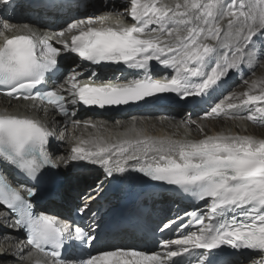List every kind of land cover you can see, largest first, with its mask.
Masks as SVG:
<instances>
[{
  "label": "snow or ice",
  "instance_id": "6c2138e0",
  "mask_svg": "<svg viewBox=\"0 0 264 264\" xmlns=\"http://www.w3.org/2000/svg\"><path fill=\"white\" fill-rule=\"evenodd\" d=\"M129 2L130 7L124 11L133 21L130 26L92 27L99 16L73 20L55 33L58 37L65 32L76 33L71 43L59 41L62 49L38 37L27 24L22 26L27 34L9 38L0 32L4 36L0 43V91L13 99L52 105L66 117L76 115L68 104L103 109L139 103L165 93L175 94L180 101L204 100L233 69L251 62L253 37H264V0H183L174 6L164 0ZM10 3L11 0H0V6ZM225 17L228 22L222 28L219 21ZM3 27L17 26L4 21ZM221 49L225 51L221 53ZM62 51L86 63L78 65L79 70H73L63 85L57 78L56 88L41 90L49 74L55 76L58 71ZM153 61L170 70L163 73L162 80L152 74ZM102 64H123L140 70L142 76L115 85L97 84L99 73L92 70L87 77L92 83L81 86L80 79L85 78L88 65ZM63 92L71 99L66 100ZM243 96L237 98L239 103L231 102L232 95L214 102L204 112V118L247 108V115L239 118L264 122V84L254 81ZM73 123L79 124L80 120L74 119ZM132 131L136 132L135 139L126 138L116 144L102 139L80 140L71 149L69 159L102 166L109 177L134 168L152 181L209 202L206 218L196 211L185 213L193 217L189 225H199L198 231L159 242L163 255L136 248L93 251L100 243L95 228L85 229L53 215L34 212L32 202L41 194L45 171L57 167L48 151L51 133L36 120L0 115V165L6 163L34 181L25 199L0 179V205L15 214V225L26 232V243L32 249L28 255L45 257L34 264H181L185 254L195 258L188 264H220L222 255L233 254L244 256V264H264V139L218 134L194 142L155 138L135 128ZM87 210L86 204L78 214L82 216ZM174 223H164L160 231ZM225 246L233 251L224 253Z\"/></svg>",
  "mask_w": 264,
  "mask_h": 264
},
{
  "label": "bare ground",
  "instance_id": "6f19581e",
  "mask_svg": "<svg viewBox=\"0 0 264 264\" xmlns=\"http://www.w3.org/2000/svg\"><path fill=\"white\" fill-rule=\"evenodd\" d=\"M126 1L128 0H111V1L104 3L102 7L103 9L108 8V7L114 8L112 9L114 11L107 10L108 17L119 18L126 23H133L130 16H128L127 11H124L125 8L130 7V3ZM7 14H8L7 10H3V6H0V32H3L4 35H10L12 34V32L17 30L15 28L5 29L3 27L4 21L2 19V16H7ZM1 37L2 36H0V38ZM253 40L256 41L258 45H256V47L254 48L251 47L252 48V56L250 57L251 62H246L240 68L233 69L230 72V74L227 76V78H225L222 81V83L216 89V91L213 92L212 96L209 99H206L205 101H200V103L198 104L191 102V101L181 102L182 107H185L187 109V111L185 110L184 112H182L180 108H177V104H176L177 102L170 101L169 99L156 98L155 100L152 101L154 104L152 103L151 106L148 105L144 107L143 112L144 113L146 112L147 114L151 113V115L157 112H161L162 114H164L165 116L164 126L168 127L167 128L168 130H166L167 132L157 131V130L155 131L152 129L153 127H151L150 129L147 128L146 130H144V128H141L140 131H142L144 135L152 136L155 138L167 137V138L174 139V140H188V141H194V142L206 138V136L204 137V135L202 134L200 135V133H198L199 127H200L199 124H201V121H203V126H206L208 122V121L206 122L205 120L206 118L205 119L203 118L202 110L208 105H210L212 99L217 100L219 96L223 97L226 95L228 91H230V88H229L230 86L228 87V84L230 83V81L236 80V76H237L236 73L249 76L250 78L248 82L250 84L235 85L236 88H234L235 86L234 87L232 86L235 90H237V93L234 92L236 94H232L233 96L232 101L236 103H239V100L237 98L239 99L244 98L243 93H245L246 91H249L251 82L253 83L254 81H256L258 84H264V74L263 75L260 74L264 71V46L262 45L264 37H260V36L253 37ZM61 55L63 59L68 58L71 61H73L74 64L79 65V62L76 56H73L72 54L64 52V51L61 52ZM254 78L255 80H253ZM256 94H258V92ZM191 99H198V98H191ZM29 104L32 105V102L30 101ZM73 109H76V108H73ZM233 111H235V113L237 114L245 115L247 114L248 109L238 108V109H233ZM78 115H79V112L77 111L75 117L72 119L80 120V123L75 124L76 126L70 127V131L76 137H78V140L76 142L74 141L72 145H70L72 148L77 146L80 140L97 139V137H94L95 134H93L95 129L101 133V136L103 137V141H105L108 144H116L119 141H122L126 138L127 139L136 138V132L132 131L133 128L137 130L135 126L130 128L129 133H126L127 135H125V132H126L125 129H126V126H128L127 121H128L129 115L128 117L126 116V114L121 115L119 118L116 119V121L112 117L109 119L107 118V119H104L107 122H104V123L102 122V124L99 122L98 123L94 122L92 119H90V117L83 118V116H78ZM49 120L52 121V123H54L57 126L61 125V121L57 116L51 115V119L49 118ZM221 120L222 119L220 117H217L215 120L216 122L214 121L215 122L213 125L214 132H217L219 134H224V135L231 134V135L251 136L255 139H264V122L262 121H259V120H257L256 122L249 121L248 122L249 124H247L245 130H240L237 127H235L233 130L230 129L225 133L226 125L224 122L226 121L222 120L223 122L221 123ZM85 124L87 126L86 128L89 131V134L83 135L82 137H80L82 135L81 134L82 129L80 127ZM92 125H95V127H92ZM62 128L63 127L60 128L59 130L60 132L63 131ZM219 130L223 132H219ZM172 131L174 132L173 134H171ZM121 133H124V135ZM170 135H173L172 138L170 137ZM215 135H216L215 133L209 134V136H215ZM53 138L55 137H52V139ZM61 141L63 140L61 139ZM59 144H62V143L60 142ZM59 144L58 143L51 144L50 151L54 152L58 148L62 152L65 151V153H58L59 156L67 154L66 156H64L67 158V164H66L67 174L64 176V180L61 184V193L67 199H74L79 195V193L83 189L85 191H88L92 187H95V186H92V187L91 186L88 187V186L93 184L95 181H99L104 176L103 167L96 165V164L86 162V161L84 162L70 161L69 157L71 155V150H69L67 147H63L62 145L59 146ZM113 159H115V157ZM55 160L58 161L57 158H55ZM71 163L75 164V167L77 170L71 167ZM12 252H13V249L8 248L6 250V258L3 259L0 256V264H18V259H17L18 255Z\"/></svg>",
  "mask_w": 264,
  "mask_h": 264
},
{
  "label": "rangeland",
  "instance_id": "374dc122",
  "mask_svg": "<svg viewBox=\"0 0 264 264\" xmlns=\"http://www.w3.org/2000/svg\"><path fill=\"white\" fill-rule=\"evenodd\" d=\"M126 2H129V0L128 1H126ZM130 3V2H129ZM223 20H226L227 22H228V18L227 17H225L224 19H222L221 21H223ZM227 22H225L226 23V25H227ZM256 45H258L257 44V42L255 41V43L251 46L252 48H254V47H256ZM262 45L264 46V40H263V42H262ZM222 53V52H221ZM237 71V70H236ZM237 74V76H236V80H233V81H230V83L228 84V87L230 88V91H228L227 93H228V95L230 94V95H232V94H236L237 93V90H235L234 88H236V86L235 85H239V84H250V83H248L249 82V80H250V78H249V76H246V75H241V74H239V73H236ZM260 74H264V71L262 72V73H260ZM253 75V74H252ZM227 78V77H226ZM256 78V77H255ZM255 78L253 79V80H255ZM234 83V84H233ZM251 84H252V82H251ZM234 88H233V87ZM233 89V90H232ZM231 90H232V92H231ZM234 92H236V93H234ZM227 93H226V95L225 96H223V97H221V96H219L218 98H217V100H213L212 99V101H211V103H210V105H208L207 107H205L203 110H202V115L204 114V112L205 111H208L209 109H210V107L211 106H213V104H214V102H218L220 99H222V98H224V97H227L228 95H227ZM206 99H209V97L208 98H205L204 100H202V101H205ZM1 102V101H0ZM181 102H183V101H181ZM181 102L179 103V102H177L176 104H177V108H180L181 110H182V112H184L185 110H186V108L185 107H182V105H181ZM231 102H234V101H231ZM213 103V104H212ZM187 111V110H186ZM247 114H245V115H241V114H237V113H235V111H233V110H230V114L229 115H224V114H222L221 116H220V118L223 120V121H226V122H224L225 123V125H226V127H225V133L228 131V130H233L235 127H237L238 129H240V130H245L246 129V126H247V124H249L248 122V120L246 119V118H243V119H241V118H239L240 116H246ZM86 115H83V117H85ZM127 117H128V115H126ZM152 116V117H151ZM145 115V116H142V117H138V118H135V117H128V121H127V123H128V126H126V129H125V131H126V133L128 132V129L129 128H131V127H133V126H135L136 128H137V130H140L141 128H144V130H146L147 128L148 129H150L151 127H153L152 129L153 130H157V131H163V132H165L166 130H168L167 128L168 127H165L164 126V124H165V120H164V114H162L161 112H157V113H154V114H152V115ZM233 116H235L236 118H233ZM144 117V118H143ZM85 118H87V117H85ZM143 118V119H142ZM203 118H204V115H203ZM216 116H209V117H207L205 120H206V122H207V124H206V126H203V121H201V124H199V132L198 133H200V135L202 134V135H204V137L206 136V137H208L209 136V134L210 133H215L216 135L217 134H219V133H217V132H214V129H213V125H214V123L216 122L215 120H216ZM116 119L117 118H114V120L116 121ZM211 120H213V121H211ZM221 120V123L223 122ZM93 121L94 122H99V123H101L102 124V122L104 123V122H107L106 120H104V119H102V118H95V119H93ZM211 121V122H210ZM215 121V122H214ZM114 122V121H113ZM210 122V123H209ZM91 123V122H90ZM240 123V124H239ZM209 125V126H208ZM73 126H76L75 124H70V125H68V126H66V128H64L63 129V131L61 132V137H62V146L63 147H67L69 150L71 149V146L70 145H72V143L74 142V141H77V139H76V136L70 131V127H73ZM87 126H86V124L85 125H82L80 128L82 129V133L81 134H83V135H87V134H89V131H88V129L86 128ZM205 127H207V128H205ZM207 129V130H206ZM124 131V132H125ZM167 132V131H166ZM219 132H223V131H220L219 130ZM232 132V131H231ZM174 132L172 131L171 132V134H173ZM243 134V133H242ZM82 136V135H81ZM172 136L173 135H170V137L172 138ZM67 141V142H66ZM69 145V146H68ZM61 153H65V151L64 152H62L61 151ZM67 154H64V156H66ZM61 156V155H60ZM62 158L64 159V157L62 156ZM18 263H19V261H18Z\"/></svg>",
  "mask_w": 264,
  "mask_h": 264
}]
</instances>
